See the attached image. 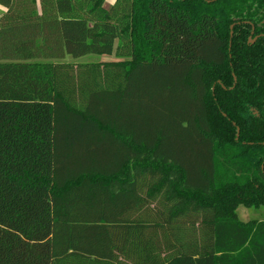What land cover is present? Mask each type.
<instances>
[{
  "label": "trees",
  "instance_id": "1",
  "mask_svg": "<svg viewBox=\"0 0 264 264\" xmlns=\"http://www.w3.org/2000/svg\"><path fill=\"white\" fill-rule=\"evenodd\" d=\"M102 3L0 0V264H264V0Z\"/></svg>",
  "mask_w": 264,
  "mask_h": 264
},
{
  "label": "rangeland",
  "instance_id": "2",
  "mask_svg": "<svg viewBox=\"0 0 264 264\" xmlns=\"http://www.w3.org/2000/svg\"><path fill=\"white\" fill-rule=\"evenodd\" d=\"M115 0H103V7L108 9L111 5H113ZM113 56H94L87 55L78 59H72L69 56H66L63 62H69L73 64L79 63H88V62H97V61H105L108 59H112ZM59 139H57L56 145V165L60 173H64L68 171L67 169H72L76 165L75 161V153L70 150L63 143L58 144ZM237 217L242 222L248 221H264V206L259 208H246L244 206H238L236 209Z\"/></svg>",
  "mask_w": 264,
  "mask_h": 264
},
{
  "label": "crops",
  "instance_id": "3",
  "mask_svg": "<svg viewBox=\"0 0 264 264\" xmlns=\"http://www.w3.org/2000/svg\"><path fill=\"white\" fill-rule=\"evenodd\" d=\"M4 11V9L0 6V15Z\"/></svg>",
  "mask_w": 264,
  "mask_h": 264
},
{
  "label": "water",
  "instance_id": "4",
  "mask_svg": "<svg viewBox=\"0 0 264 264\" xmlns=\"http://www.w3.org/2000/svg\"><path fill=\"white\" fill-rule=\"evenodd\" d=\"M250 42H253V41H250Z\"/></svg>",
  "mask_w": 264,
  "mask_h": 264
}]
</instances>
